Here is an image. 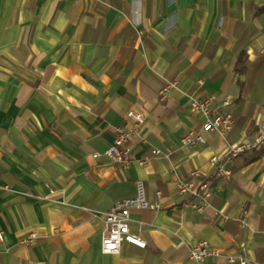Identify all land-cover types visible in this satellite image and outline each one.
<instances>
[{"label":"crops","instance_id":"crops-1","mask_svg":"<svg viewBox=\"0 0 264 264\" xmlns=\"http://www.w3.org/2000/svg\"><path fill=\"white\" fill-rule=\"evenodd\" d=\"M242 52L250 65L240 76ZM210 96L231 101L234 129L186 146L203 126L190 102ZM129 111L146 122L122 169L104 153ZM263 121L264 0H0V264H193L201 240L264 264V148L213 180L202 214L177 189L194 171L211 178V159L252 140ZM138 182L149 200L162 194L164 209L131 213L146 248L123 243L106 255V214ZM30 234L38 240L24 246Z\"/></svg>","mask_w":264,"mask_h":264},{"label":"built area","instance_id":"built-area-1","mask_svg":"<svg viewBox=\"0 0 264 264\" xmlns=\"http://www.w3.org/2000/svg\"><path fill=\"white\" fill-rule=\"evenodd\" d=\"M176 83L169 84L160 92L162 100H167ZM230 100H218L215 96L208 98H194L191 100L189 109L192 115L203 118V126L200 131L187 133L183 142L186 146L197 147L204 145L206 139L204 132L217 131L221 136H227L235 126L234 115L230 109ZM225 108L222 113L219 108ZM129 124L116 130L114 143L104 153V158L122 169H128L134 161L131 158L129 140L131 135L138 133L146 122V116L137 111H129L127 114ZM264 148V121L258 125V132L252 140H246L242 144L229 149L223 157L214 156L211 159V166L215 169L211 178H208L199 171L191 173L190 178L178 179V193L188 200L189 205L198 213L202 214L210 205L213 197V180L230 179L232 168L230 162L245 155L246 153ZM161 151L155 149L153 156H158ZM95 158H99L96 155ZM147 157L138 162L139 165H146L150 161ZM162 194L157 192L153 200L146 196L143 182L137 183V194L132 199L116 203L106 214L105 231L102 239V252L106 255H117L120 253L123 243L132 244L140 248H146L147 243L138 235L130 231L129 222L133 210L139 211H160L164 209ZM4 235L0 233V241ZM38 240L37 234H30L22 242L24 246H32ZM224 257L227 264H250L244 252L238 254L222 255L213 248L206 240L197 242L190 250L189 260L193 264H209V259Z\"/></svg>","mask_w":264,"mask_h":264},{"label":"trees","instance_id":"trees-1","mask_svg":"<svg viewBox=\"0 0 264 264\" xmlns=\"http://www.w3.org/2000/svg\"><path fill=\"white\" fill-rule=\"evenodd\" d=\"M249 65L250 62L247 53L242 52L235 67L236 73L240 76L246 75L249 69Z\"/></svg>","mask_w":264,"mask_h":264}]
</instances>
